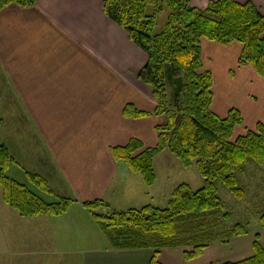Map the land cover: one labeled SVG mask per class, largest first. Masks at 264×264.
Masks as SVG:
<instances>
[{
  "label": "crops",
  "instance_id": "0c3cea01",
  "mask_svg": "<svg viewBox=\"0 0 264 264\" xmlns=\"http://www.w3.org/2000/svg\"><path fill=\"white\" fill-rule=\"evenodd\" d=\"M104 1L37 0L31 8L11 5L0 11V85L11 93L16 122L31 130L42 151L30 168L12 156L15 164L7 176L43 200H76L61 217L23 218L5 203L0 187V264H150L152 259L151 249L114 248L82 205L112 192L126 210L143 208L138 201L152 199L149 191L154 186L146 187L141 175L117 163L111 149L133 139L155 147L156 128L164 124L156 116L124 117L127 105L153 113L157 103L152 89L139 78L147 55L105 16ZM235 1L252 2L264 16V0ZM201 48L203 71L213 75L212 112L225 119L236 109L243 116L235 141L264 124V77L249 65L240 66L241 44L202 40ZM12 166L23 168V181L10 175ZM28 174L45 179L51 193L36 186L37 192L33 190ZM256 235L264 248V233L249 232L226 245L215 241L203 257L191 262L184 257L191 249L183 248L163 250L159 261L237 263L253 257Z\"/></svg>",
  "mask_w": 264,
  "mask_h": 264
},
{
  "label": "trees",
  "instance_id": "16d2710c",
  "mask_svg": "<svg viewBox=\"0 0 264 264\" xmlns=\"http://www.w3.org/2000/svg\"><path fill=\"white\" fill-rule=\"evenodd\" d=\"M37 0H0V11L18 5L34 7ZM153 15L148 14V7ZM169 16L164 30L156 35V16L164 9ZM103 12L119 25L131 42L148 57L139 78L153 91L157 103L155 112H142L127 105L124 117L144 119L166 117V124L156 128L158 143L146 148L137 140L114 147L111 154L131 173L141 175L146 187L157 180L154 159L168 150L185 169L196 166L204 180L199 191L181 184L174 191L166 209L151 205L126 211L113 210L110 216L97 215L100 208H109L102 200L83 202L102 232L108 235L116 249L153 250L150 264H161L163 250L191 249L184 253L191 262L203 257L204 252L218 238L226 245L231 239L248 235V225L237 224L224 234L212 230L218 226V215L225 209L220 197L222 183L237 200H244L246 191L240 187L238 175H243L250 164L264 166V124L232 141L235 129L244 124L241 113L232 109L225 119L212 112L214 101L213 75L203 71L202 40L223 46L239 43L243 46L239 64L251 66L264 77V16L252 2L240 4L235 0H212L206 10L192 6L190 0H105ZM173 87L170 102L168 86ZM15 160L9 149L0 144V187L5 203L21 217H60L67 214L76 200L61 198L48 203L7 176ZM31 183L50 194L45 179L28 174ZM228 219L229 215L224 216ZM264 230V213L260 217ZM112 232L116 235L113 236ZM253 257L224 264H264V248L260 235L253 243Z\"/></svg>",
  "mask_w": 264,
  "mask_h": 264
},
{
  "label": "rangeland",
  "instance_id": "374dc122",
  "mask_svg": "<svg viewBox=\"0 0 264 264\" xmlns=\"http://www.w3.org/2000/svg\"><path fill=\"white\" fill-rule=\"evenodd\" d=\"M190 1L193 7L206 10L212 0ZM147 11L149 15H153L152 7L149 6ZM168 16L169 11L166 8L161 14L156 16V35L160 34L164 30ZM167 90L168 97L171 102L173 97V87L171 84H169ZM12 99L11 93L7 92V89L0 85V117L4 119L0 120V144L5 145L4 143H6L9 147L8 149L10 154L14 157H20L24 161V165L30 168L32 167L33 163L36 164V162L40 160L42 157V151L39 145H37L33 139L31 130H29L25 124H18L16 122L17 111L14 107L15 103ZM161 118H163L165 125L167 118L165 116ZM240 132L241 131H238V134ZM28 158L29 160H27ZM154 168L157 174V180L154 184V187L151 189V191H149L152 199L139 200L138 203L142 205L139 207L151 205L158 209H166L174 191L181 184L189 185L195 192L199 191L204 186V180L196 166L194 165L189 169H185L181 162L168 150L155 157ZM12 174H14L12 177L17 176L21 181H23V168L12 166L10 175ZM238 179L240 187L246 191V197L242 201L237 200L232 194H230L226 187L220 183V197L225 203V209L221 214L218 215V226L213 228L212 231L217 235L224 234V232L233 229L235 225L242 224L244 226L248 225V231L252 234V236L259 232L264 233L260 222V217L264 213V169H262L261 165H254L250 167L245 174L238 175ZM29 184L32 183L29 181ZM31 186H33V190L36 191L34 185ZM57 193H64V195H66L64 190H59ZM41 196L45 197V195ZM67 196L72 197V194L67 192ZM47 197L48 198L44 199L49 203H54L59 200L58 196ZM101 200L105 203H108L110 207L98 209L95 212L97 215L110 216L113 213V210L126 211L127 209L123 207L122 200L114 198L112 192H109L107 195L103 196V199ZM226 214L229 215L228 219L224 217ZM72 216L75 217L74 215ZM12 228L13 227L11 226V230ZM112 234L113 236L116 235L115 232H112ZM103 235L107 242H111L108 235L104 233ZM222 240V238H218L217 242L222 243ZM87 247H91L90 242L89 246Z\"/></svg>",
  "mask_w": 264,
  "mask_h": 264
},
{
  "label": "bare ground",
  "instance_id": "6f19581e",
  "mask_svg": "<svg viewBox=\"0 0 264 264\" xmlns=\"http://www.w3.org/2000/svg\"><path fill=\"white\" fill-rule=\"evenodd\" d=\"M28 173V172H27Z\"/></svg>",
  "mask_w": 264,
  "mask_h": 264
}]
</instances>
